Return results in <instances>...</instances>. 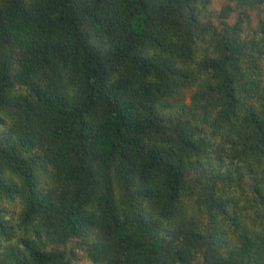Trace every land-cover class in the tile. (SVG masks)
I'll use <instances>...</instances> for the list:
<instances>
[{"label": "trees", "instance_id": "1", "mask_svg": "<svg viewBox=\"0 0 264 264\" xmlns=\"http://www.w3.org/2000/svg\"><path fill=\"white\" fill-rule=\"evenodd\" d=\"M264 264V0H0V264Z\"/></svg>", "mask_w": 264, "mask_h": 264}, {"label": "rangeland", "instance_id": "2", "mask_svg": "<svg viewBox=\"0 0 264 264\" xmlns=\"http://www.w3.org/2000/svg\"><path fill=\"white\" fill-rule=\"evenodd\" d=\"M82 264H89L87 261L83 260Z\"/></svg>", "mask_w": 264, "mask_h": 264}]
</instances>
